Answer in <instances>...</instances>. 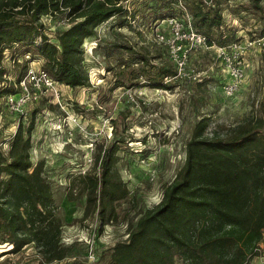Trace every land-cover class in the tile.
<instances>
[{
    "label": "rangeland",
    "instance_id": "374dc122",
    "mask_svg": "<svg viewBox=\"0 0 264 264\" xmlns=\"http://www.w3.org/2000/svg\"><path fill=\"white\" fill-rule=\"evenodd\" d=\"M147 1H127L128 9L137 10L130 27L118 28L119 21L108 20L84 41L87 86L26 84V91L16 94L13 103L0 101L2 157H7L18 125L23 139L32 125L30 161L32 166L42 164L62 225L61 243L69 250L66 259L52 264H133L153 255L164 241L159 230L130 250L118 246L143 212L160 202L163 190L175 178L193 125L207 117L210 136L250 118L264 120L260 45L264 13L249 0H205L220 6L227 35L224 47H208L193 37V29L189 36L182 33L188 27L181 26L180 18L146 23ZM189 2L173 4L184 12L186 22L191 19L185 8ZM259 4L264 7V0ZM40 21L50 39L66 25L60 16L42 15ZM120 44L132 46L136 53L119 49ZM161 64L176 71L175 76L162 79L170 89L149 86L156 77L152 66ZM3 65L14 80L20 69L12 67L7 52ZM27 65L28 71L41 70L37 58ZM113 143L118 145L114 171L128 193L115 202L113 219L103 224L88 208L78 176L91 170L98 152ZM259 250L260 256L246 264H264V230ZM10 251V245H0V264H45L33 244ZM174 262L183 264L178 257Z\"/></svg>",
    "mask_w": 264,
    "mask_h": 264
},
{
    "label": "trees",
    "instance_id": "16d2710c",
    "mask_svg": "<svg viewBox=\"0 0 264 264\" xmlns=\"http://www.w3.org/2000/svg\"><path fill=\"white\" fill-rule=\"evenodd\" d=\"M128 0H0V101L19 93V82L28 63L36 58L40 69L58 84L69 88L89 84L83 65V43L108 20L118 28L130 27L137 10L128 9ZM176 0H148L146 23L180 18L183 32L193 29L205 46L224 47L227 35L218 3L190 0L185 3L190 21L173 4ZM264 13L259 0H249ZM142 12V13H143ZM42 15L60 16L66 21L50 39L44 32ZM260 38L264 66V27ZM117 47L135 54L133 47ZM5 52L12 67L19 68L14 80L3 65ZM27 56L23 62L20 59ZM144 62L147 58L141 55ZM149 86L170 89L164 77H173V67L159 65ZM22 74V75H21ZM148 74V73H147ZM264 120L250 118L224 133L206 134L207 117L192 127L185 143L184 162L173 181L165 187L160 202L145 210L128 229L118 246L130 250L146 235L159 230L164 241L153 255L133 264H246L260 256L264 230ZM23 139L22 128L13 135L7 157L0 154V245L11 253L33 244L45 264L67 258L61 243V222L57 216L49 181L42 164L32 166L29 157L30 131ZM118 145L113 143L96 155L91 170L78 176L88 208L106 224L113 219L114 204L127 195L125 185L114 171ZM3 175V176H2Z\"/></svg>",
    "mask_w": 264,
    "mask_h": 264
},
{
    "label": "built area",
    "instance_id": "2783aa9c",
    "mask_svg": "<svg viewBox=\"0 0 264 264\" xmlns=\"http://www.w3.org/2000/svg\"><path fill=\"white\" fill-rule=\"evenodd\" d=\"M193 33V32H191ZM191 35V34H190ZM189 36V34H188ZM193 37L198 38V41L200 43L204 44V38L200 35H197L196 33L193 34ZM159 40H162L163 38L161 36H158ZM263 44V39L260 43V45L262 46ZM27 70V69H26ZM24 80H26L27 82H23V78L20 80L19 82V93L22 91H26V84H32L33 86L39 88L40 86L45 87V88H50L52 87L54 84H57L55 81H53L48 74H46L44 71L39 70V71H28L24 74ZM16 95H10L7 96L5 98V102L8 104H11L14 102V98Z\"/></svg>",
    "mask_w": 264,
    "mask_h": 264
}]
</instances>
